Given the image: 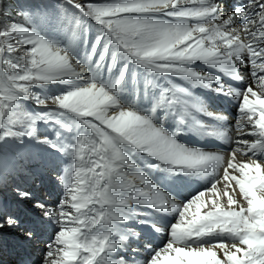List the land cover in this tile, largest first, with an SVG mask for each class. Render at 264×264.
I'll list each match as a JSON object with an SVG mask.
<instances>
[{"label": "snow or ice", "instance_id": "1", "mask_svg": "<svg viewBox=\"0 0 264 264\" xmlns=\"http://www.w3.org/2000/svg\"><path fill=\"white\" fill-rule=\"evenodd\" d=\"M21 19L0 21V152L35 142L63 188L17 186L33 215L0 204V233L50 229L40 264H264V0H52ZM197 88L235 101L234 121Z\"/></svg>", "mask_w": 264, "mask_h": 264}, {"label": "rangeland", "instance_id": "2", "mask_svg": "<svg viewBox=\"0 0 264 264\" xmlns=\"http://www.w3.org/2000/svg\"><path fill=\"white\" fill-rule=\"evenodd\" d=\"M33 1L40 2L42 0H0V21H5V13L10 12L11 13V19L13 21L22 22L21 14L23 12L30 11L31 8L34 7L32 5ZM46 1L48 3L52 2V0H46ZM46 1H43V2H46ZM4 10H6V11L4 12ZM58 90H59L58 88H53L52 91H53V93H55ZM29 107L32 108L34 106L29 105ZM45 126H48V125H45V124L39 125V131L42 135L44 134L43 130H44ZM34 144H35V142L29 141V140H25L24 144H22V145H17V144H14L12 141H9L8 146L6 147L5 151L0 152V176L2 178H4V176H5L6 177L5 179H10L11 175H10L9 167L11 165L17 166L16 167L17 171L22 170L23 159H26L29 155H40L42 152H39L38 149L34 146ZM16 174H19V173H16ZM13 179H14V177H13ZM23 179L25 181H28L25 178H23ZM14 181H15V179H14ZM18 183L22 184L23 187H25L24 184H26V183L23 182V180L19 181ZM16 187L17 186H15L13 189H11L12 190L11 192H9V191L6 192L10 196L13 195L15 197V199H17L15 194H14V189ZM38 191L40 194H43L40 186H39ZM36 247H39V246H36Z\"/></svg>", "mask_w": 264, "mask_h": 264}, {"label": "bare ground", "instance_id": "3", "mask_svg": "<svg viewBox=\"0 0 264 264\" xmlns=\"http://www.w3.org/2000/svg\"><path fill=\"white\" fill-rule=\"evenodd\" d=\"M222 8H223V10H224V12L226 11V9H228V3L226 2V0H223V4H222ZM226 13V12H225ZM53 90V89H52ZM241 159H243V158H241ZM21 175H22V173H20L19 172V174H14L13 175V177H14V179H15V181L16 182H19V181H22V179H21ZM31 175H26V177H30ZM22 177H23V175H22ZM0 180H3L2 178H0ZM37 184L39 185V183L37 182ZM40 186V185H39ZM13 189V188H12ZM4 191L5 192H11L12 190L11 189H4ZM46 200H48L47 198H45ZM26 206V205H25ZM28 207V206H27ZM5 231L7 232V233H15V232H13V231H11V230H8V229H5ZM0 240H2V238L0 237ZM36 246H39L38 248V251L36 252V255L38 256V258L40 259V261H41V258H42V255H43V252L41 251V248L43 247V245L41 244V243H36L35 244ZM34 245V246H35ZM35 246V247H36ZM2 260L3 261H5L4 263H1V264H10V260L8 259V258H5V257H2Z\"/></svg>", "mask_w": 264, "mask_h": 264}, {"label": "trees", "instance_id": "4", "mask_svg": "<svg viewBox=\"0 0 264 264\" xmlns=\"http://www.w3.org/2000/svg\"><path fill=\"white\" fill-rule=\"evenodd\" d=\"M6 10H4V12H5Z\"/></svg>", "mask_w": 264, "mask_h": 264}]
</instances>
